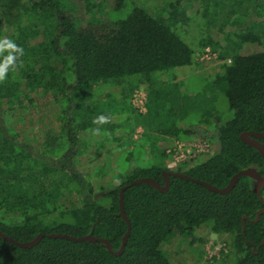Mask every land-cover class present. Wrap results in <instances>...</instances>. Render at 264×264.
<instances>
[{"label":"trees","instance_id":"16d2710c","mask_svg":"<svg viewBox=\"0 0 264 264\" xmlns=\"http://www.w3.org/2000/svg\"><path fill=\"white\" fill-rule=\"evenodd\" d=\"M0 1L5 2L0 5V22L8 25L0 39L23 49L14 53L16 61L0 82V231L26 242L40 232L79 237L93 229V236L107 239L116 251L127 229L119 216L120 188L142 177L162 185L163 172L171 170L164 161L134 165L126 181L114 180L107 186L87 172L53 167L47 157L59 155L57 165L74 161L87 133L117 124L95 105L92 90L104 83H127L129 97L145 82V117L170 121L171 114L190 108L188 95L177 98L174 86L164 88L163 94L154 92L157 101L167 100L169 107L150 105L156 83L152 76L192 63L191 47L173 29L186 18L173 4L168 17H153L128 0H109L108 16L100 19L94 16L92 0ZM262 1L254 0L253 8ZM14 7L20 9L17 22L8 18ZM262 25L250 24L234 42L228 41L221 57L230 62L209 82L223 91L232 111L229 121L216 124L219 144L214 153L172 172L218 188L227 186L242 169L253 167L263 173L262 156L244 144L240 134L264 131V51L250 55L238 51L245 43L260 42ZM7 55L8 51L0 54V63ZM209 116L207 123L219 120ZM206 124L190 123L182 129L174 122L156 134L183 139L197 132L207 138L197 128ZM259 141L264 146V139ZM165 152H160L162 160ZM251 185V179L240 177L222 195L172 176L165 193L136 184L124 192L131 231L121 255L110 254L100 243L44 237L36 246L21 248L0 238V264H173L163 244L175 235L192 241L194 230L207 223L214 233L230 235L235 264H264V214L254 222L264 205ZM72 192L80 204L67 207L61 200ZM261 194L264 199L263 190Z\"/></svg>","mask_w":264,"mask_h":264},{"label":"rangeland","instance_id":"374dc122","mask_svg":"<svg viewBox=\"0 0 264 264\" xmlns=\"http://www.w3.org/2000/svg\"><path fill=\"white\" fill-rule=\"evenodd\" d=\"M92 2L95 18H107L109 0H92ZM4 3L0 1V5ZM128 3L145 9L153 17H168L173 4L177 5L176 13L185 16L186 22L177 23L173 29L191 47L192 63L186 67L152 76L156 83L152 89L153 99L150 100V105L154 107L159 103L161 108L169 107L167 100L158 102L154 92L163 94L166 90L164 88H170V86L176 88L174 91L176 90L179 94L175 93L177 98L181 99L183 97L180 96L186 94L189 97L187 100L189 99L193 104L183 113L180 110V114L176 112L171 114L170 121H161L155 116L151 118L142 116L143 113H140L133 104L136 91L147 96L145 82L136 87L129 97L127 83L123 85L104 83L96 86L92 90V95L97 96L95 105L106 119L117 124L111 128L110 125L105 124L102 131L96 134L87 133V137L82 139L79 153L76 154L74 161H65L57 165L59 155L47 158H50L49 161L53 167L57 166L66 172L75 169L87 172L95 180H105L107 186H110L114 180L126 181L134 165L145 167L164 161L168 169L176 171L214 153V148L219 144L216 124L219 121L221 123L229 121L232 118V111L228 107L223 91L209 82L216 75L222 74L223 66L227 64L229 57L221 56H225L227 52L228 41L234 42L235 36L243 32L250 24H264V1L255 8H253L254 0H241V2L239 0H182L178 4L177 0H128ZM19 10L18 7H14L8 18L15 20L16 14L19 16ZM15 21L17 22L18 19L16 18ZM6 26L8 25L5 21L0 22V38L4 36ZM261 27L260 42L243 44L238 50L241 55L264 51V25ZM123 81L126 82V80ZM209 115L219 120L216 122L209 119L207 123ZM174 122L182 129L190 123H193V126H197L195 124L198 123H207L197 127L207 138H202L197 132L183 139L159 137L156 134L161 128L166 129ZM177 141H183L182 154L185 159L184 162L173 166V160L166 154L162 160L160 152L163 149L166 151L174 148ZM197 143L209 144V151L203 148L206 152L192 157L200 149L193 148V145ZM128 157L130 158L126 160ZM73 163L75 165H72ZM117 165L120 167L116 170ZM262 190L264 195V186ZM61 203L67 207L80 204L74 192L67 194ZM162 247L173 264H235L230 235L214 233L211 223L195 229L192 241L175 235Z\"/></svg>","mask_w":264,"mask_h":264},{"label":"water","instance_id":"95a60500","mask_svg":"<svg viewBox=\"0 0 264 264\" xmlns=\"http://www.w3.org/2000/svg\"><path fill=\"white\" fill-rule=\"evenodd\" d=\"M240 139L244 144H246L247 146H249L251 148H254L255 150H257L260 153V155L263 158V173H260L257 169H255L253 167H248V168L242 169L232 176L231 180L229 181L227 186H225L224 188H218V187H216L212 184H209L205 181L197 180V179H194V178L187 176L183 173L172 172V171L163 172V184L162 185L152 178L142 177V178L135 179V180L131 181L129 184L122 186L120 188L119 198H118L119 216L126 223L127 229H126L125 234L122 237L120 247L116 251H114L112 249V246L107 239L97 238V237L93 236V229L91 230V232L89 234L84 235V236H79V237L72 236V235L65 234V233H48V234H45L43 232H40L32 240L26 241V242L18 241V240L14 239V238H12V237H10V236H8V235H6L0 231V238L6 242L15 244L21 248H31L33 246H36L40 242V240L44 237L53 238V239H67V240H70L72 242L100 243L101 245H103L106 248V250L110 254H113L115 256H119L125 250V246H126V243H127L128 237L130 235V231H131V225H130L128 217L125 214V209H124L123 197H124L125 190L128 187L136 185V184H148L151 187H153L154 189H156L158 192L165 193L168 190L171 176L175 177V178L182 179V180H186V181H189V182H192L195 184L202 185L207 190L214 192V193L222 194V195L227 194L236 185V183L238 182L240 177H243V176L248 177L249 179L252 180V185H251L252 192L258 196L259 201L264 205V199H263L262 194H261V190L264 186V146L259 141L261 139H264V131L263 132L246 131V132H243L240 134ZM100 195H103V193H101ZM96 197H98V196H96ZM262 214H264V209H261L257 212L254 222H258V220ZM244 219L245 218L242 219V224H243L242 229H244Z\"/></svg>","mask_w":264,"mask_h":264},{"label":"built area","instance_id":"2783aa9c","mask_svg":"<svg viewBox=\"0 0 264 264\" xmlns=\"http://www.w3.org/2000/svg\"><path fill=\"white\" fill-rule=\"evenodd\" d=\"M230 62V60L228 59L227 64ZM145 103H146V95L142 94V93H138V91L135 92L134 94V99H133V104L134 106L137 108V110L140 113H145L146 112V108H145ZM183 141H177L176 142V146L174 148H170L166 150V155L168 156V158L173 160V166L178 164V163H182L184 162V156L182 154V147H183ZM209 144H195L193 145V148L195 149H199L197 154H194L192 157H195V155H200V153L202 152H206L209 151ZM203 148H206V151H203ZM168 167H170V165H168Z\"/></svg>","mask_w":264,"mask_h":264},{"label":"clouds","instance_id":"9594fccd","mask_svg":"<svg viewBox=\"0 0 264 264\" xmlns=\"http://www.w3.org/2000/svg\"><path fill=\"white\" fill-rule=\"evenodd\" d=\"M5 51H8V55L4 58V61L0 63V82L4 81L8 67L13 65L16 61V56L14 53L17 51H23V49L10 39H0V54L4 53ZM98 119L102 123L108 122L104 117H99ZM95 122L97 121H94V123Z\"/></svg>","mask_w":264,"mask_h":264},{"label":"flooded vegetation","instance_id":"af4514ba","mask_svg":"<svg viewBox=\"0 0 264 264\" xmlns=\"http://www.w3.org/2000/svg\"><path fill=\"white\" fill-rule=\"evenodd\" d=\"M66 161V160H65Z\"/></svg>","mask_w":264,"mask_h":264}]
</instances>
